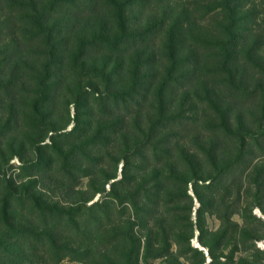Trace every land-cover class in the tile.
I'll list each match as a JSON object with an SVG mask.
<instances>
[{"label":"rangeland","instance_id":"obj_1","mask_svg":"<svg viewBox=\"0 0 264 264\" xmlns=\"http://www.w3.org/2000/svg\"><path fill=\"white\" fill-rule=\"evenodd\" d=\"M59 1L0 0V243L26 264H264V0L232 36L212 0H114L123 26Z\"/></svg>","mask_w":264,"mask_h":264},{"label":"trees","instance_id":"obj_2","mask_svg":"<svg viewBox=\"0 0 264 264\" xmlns=\"http://www.w3.org/2000/svg\"><path fill=\"white\" fill-rule=\"evenodd\" d=\"M66 0H61L58 3H53L50 4V6L48 7L47 10H53L54 7L59 4L60 2H65ZM215 3V8H213L211 11H215V10H219L222 13L223 16V22L225 23V34H227V36H232V34L237 30V23L239 22L238 20V12L239 9L241 7V2L242 0H212ZM108 3L110 5L113 6L114 8V12H115V20L119 21L118 24L120 25H124V11L127 7V5H117L114 4V0H108ZM21 4L15 3L14 6H19ZM46 10V9H45ZM44 10V11H45ZM43 17H41L39 20H42ZM33 24L37 27L38 26V21H33ZM40 30V29H39ZM231 39V37H229V40ZM171 40H173L172 42H176L177 37L175 32H171ZM229 46L228 43H225L224 46L221 48L220 52L222 54V57L224 56V63L226 64V62L230 59V57H228L229 55V51L227 49H224V47ZM227 65V64H226ZM93 210V205L91 207L88 208V211H92ZM60 215V214H59ZM90 215H92L90 213ZM6 216V215H5ZM88 221L90 222L93 219V216H89ZM55 230V228H53ZM50 227H46L45 228V234H47L48 237H50L48 235V233L50 232ZM91 235L90 232H88L86 235H82L83 240H85V237L89 238ZM90 239V238H89ZM48 241L52 244V251L54 252V254H59L60 258L62 257L60 255V252L62 251V249L57 248L56 246H54L53 244H55L53 239H49ZM54 241V242H53ZM7 247V248H6ZM15 248H23L21 246H18L16 243H9L8 245H6L5 247L3 246L2 243H0V264H26V260L25 259V253H21L19 252V250L17 249L16 251H14ZM68 248L66 247V250ZM26 262H25V261ZM60 260V259H57Z\"/></svg>","mask_w":264,"mask_h":264}]
</instances>
